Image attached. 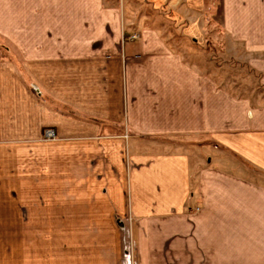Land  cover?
I'll return each instance as SVG.
<instances>
[{
	"label": "crops",
	"instance_id": "0c3cea01",
	"mask_svg": "<svg viewBox=\"0 0 264 264\" xmlns=\"http://www.w3.org/2000/svg\"><path fill=\"white\" fill-rule=\"evenodd\" d=\"M226 61L264 89V0H0V264L63 224L72 264H264V98Z\"/></svg>",
	"mask_w": 264,
	"mask_h": 264
},
{
	"label": "rangeland",
	"instance_id": "374dc122",
	"mask_svg": "<svg viewBox=\"0 0 264 264\" xmlns=\"http://www.w3.org/2000/svg\"><path fill=\"white\" fill-rule=\"evenodd\" d=\"M148 10L145 9L144 11L141 12V14H143L146 17H150V13L147 12ZM210 14V13H209ZM208 14V15H209ZM211 15V14H210ZM207 16V23H208V34H207V41L205 40L204 43L206 42L208 44V48L209 49V57L210 59H215L214 60V65H209V67L211 68V72H213V74H219L216 66L220 65V61H217V58H221V61L223 62L224 57L222 56L223 54V45L226 43V37L224 35H222L220 28V23H219V18L217 15H212V16ZM153 17L155 16L152 15ZM162 18V19H161ZM153 21V20H152ZM161 22V23H160ZM151 25H154V22L151 23ZM149 25V26H151ZM159 30L161 31H182L184 29V25H180L177 23H171L169 21H167V16L165 17L163 15V17H160V21L158 24ZM218 29V31H217ZM175 31V32H176ZM173 42H171L172 45L174 46H183L186 43V39L182 36H178L176 37V39L172 40ZM187 44V43H186ZM194 47V46H193ZM223 58V60H222ZM217 61V62H216ZM227 62V61H226ZM228 63V62H227ZM225 68V67H224ZM224 72L221 73L222 75V84L223 87L227 90L230 91H236L237 89H239L240 87H243L244 90L246 88H252L255 86V88H258V91L255 93V96H259V97H263L264 98V89L263 87L259 88L260 85L258 84V82L256 80H251V81H246V80H237L235 81L233 78L234 76L232 75L233 73L236 74V76L239 77V75H243V77L246 78V74L249 73V71H251L249 69V67L246 66V68L244 66H242L241 64L236 65V64H230L228 63L225 70H223ZM238 79V78H237ZM247 79V78H246ZM225 81V82H224ZM251 82H253L254 84H251ZM253 89V88H252ZM239 93V92H238ZM247 97V96H246ZM70 225H64L63 224V233H64V239H62V241H54L51 239H54L52 237H50V242H48V249L54 253H50L49 258L47 257V261L51 264H58V262L56 260H63L64 258V262L65 264H72V253H71V247H72V240L68 239L67 236L70 233ZM36 227V226H35ZM53 231V230H50ZM48 231V232H50ZM40 233V230L38 229V226L36 228V234ZM67 233V234H66ZM56 244H58L56 246ZM62 244L64 245V249H66V251L64 253H61V250H58L56 252V249H59V245ZM38 244H36V249L38 250ZM7 247L6 246H2L0 247V252H6L7 253ZM15 251H17L18 253V258L11 262V264H41V258H40V250L38 251H34L36 249H33V258L31 259H25V251H24V243L20 242V244H16L14 247ZM10 251H12L10 249ZM63 254V255H62ZM2 264H10V262H2Z\"/></svg>",
	"mask_w": 264,
	"mask_h": 264
},
{
	"label": "built area",
	"instance_id": "2783aa9c",
	"mask_svg": "<svg viewBox=\"0 0 264 264\" xmlns=\"http://www.w3.org/2000/svg\"><path fill=\"white\" fill-rule=\"evenodd\" d=\"M132 39L137 40L138 38H137V36H133ZM45 136L48 139H53L54 138V131H52V130L47 131Z\"/></svg>",
	"mask_w": 264,
	"mask_h": 264
}]
</instances>
